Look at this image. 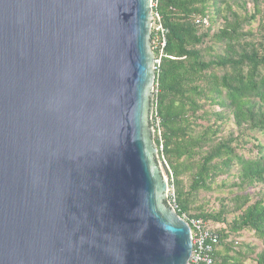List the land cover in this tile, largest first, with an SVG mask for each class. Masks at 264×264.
Masks as SVG:
<instances>
[{"label": "water", "instance_id": "95a60500", "mask_svg": "<svg viewBox=\"0 0 264 264\" xmlns=\"http://www.w3.org/2000/svg\"><path fill=\"white\" fill-rule=\"evenodd\" d=\"M152 0H0V264H189L152 112Z\"/></svg>", "mask_w": 264, "mask_h": 264}, {"label": "trees", "instance_id": "16d2710c", "mask_svg": "<svg viewBox=\"0 0 264 264\" xmlns=\"http://www.w3.org/2000/svg\"><path fill=\"white\" fill-rule=\"evenodd\" d=\"M232 1L158 0L157 7L168 35L156 73L154 107L173 174L170 185L180 216L212 227L227 224L217 230L214 264H247L255 250L243 245L237 249L232 236L241 231L264 241V148L258 146L257 154L249 157L237 152L247 144L243 139L248 132L264 134V34L257 40L247 30L264 0H253V16L237 14ZM204 20L209 23L205 31ZM153 39L154 33L151 45ZM226 119H233L238 130L227 139L220 137ZM154 142L159 147L157 135ZM185 176L191 180L189 189ZM224 176L237 178L229 193L232 206L222 202L218 211L197 206L195 197L212 191ZM258 187L263 188L248 192ZM229 214L236 215L231 223ZM256 263L264 264V251L256 254Z\"/></svg>", "mask_w": 264, "mask_h": 264}, {"label": "rangeland", "instance_id": "374dc122", "mask_svg": "<svg viewBox=\"0 0 264 264\" xmlns=\"http://www.w3.org/2000/svg\"><path fill=\"white\" fill-rule=\"evenodd\" d=\"M232 2H236V5L232 4L234 11L241 15L245 16L248 14V16H253L255 14V8L253 5V0H233ZM257 18L255 21L251 23L250 26L247 27V30H252L257 40L261 39L262 35L264 34V4L261 7V13L256 15ZM206 21V22H205ZM223 21H220L218 24V28L221 27ZM204 27L203 30L205 31L206 28L209 27V23L207 20H204L203 22ZM216 28H214L215 30ZM200 124H205L201 121ZM223 130L221 133V138H229L232 134H237L238 130L234 124L233 119H226L223 123ZM245 142H247L246 145L239 146L237 149V152L240 155H245L247 157L249 156H255L257 154L258 146H262L264 148V134L261 133H253L248 132L246 136L244 137ZM248 150H253V153H249ZM166 158V157H165ZM167 160V159H166ZM168 163V161H167ZM169 165V163H168ZM170 168V167H169ZM164 175L170 177V172L166 167L163 166L161 168ZM186 189H189L191 180L189 176H185L183 178ZM237 180L235 176L230 177L227 179V177H221L217 184L213 185L212 191L210 192H201L197 197H195V201L197 206H204L209 208L210 210H216L218 211L222 202H224V205L232 206V202L229 199V193L230 190H234V188H231V185ZM171 181V180H170ZM223 182H225V185H223ZM263 187L253 188L250 191H248L250 194H255ZM188 217V216H187ZM236 218L235 214H229L227 216V222L231 223ZM228 226L227 224H213V228L216 230H224ZM233 241H237L239 245H237V249L239 246H248L250 249L255 250V254H249L248 259L246 261L247 264H257L256 263V254H260L264 251V241L259 240L252 232H249L247 230L241 231L238 235L232 236Z\"/></svg>", "mask_w": 264, "mask_h": 264}, {"label": "built area", "instance_id": "2783aa9c", "mask_svg": "<svg viewBox=\"0 0 264 264\" xmlns=\"http://www.w3.org/2000/svg\"><path fill=\"white\" fill-rule=\"evenodd\" d=\"M158 0H152V35L154 33V39L152 42V50L155 54V71L158 72L160 68L162 58L164 57V50L167 45L168 29L163 23V18L157 11ZM206 22V21H205ZM157 90L154 86V95ZM155 98V97H154ZM152 129L154 136L157 135L159 139L158 156L157 160L161 168L166 167L170 172V177L166 176L169 183L168 198L167 202L176 210L177 204L175 200V192L173 185L170 182L173 181V174L167 160L164 155V146L162 141V133L160 127V118L153 105L152 112ZM171 180V181H170ZM177 211V210H176ZM182 217V216H181ZM189 225L191 229V238L193 244V252L189 264H214V255L220 244V236L217 230L208 223L201 219L188 218L187 216L182 217ZM239 245L236 241L235 246Z\"/></svg>", "mask_w": 264, "mask_h": 264}]
</instances>
